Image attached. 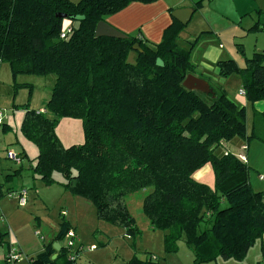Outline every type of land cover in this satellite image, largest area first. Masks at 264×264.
Here are the masks:
<instances>
[{
    "label": "trees",
    "instance_id": "1",
    "mask_svg": "<svg viewBox=\"0 0 264 264\" xmlns=\"http://www.w3.org/2000/svg\"><path fill=\"white\" fill-rule=\"evenodd\" d=\"M156 1L0 0V64L9 66L13 79L55 77L44 113L15 106L24 109L21 135L37 149L28 170L43 186L59 185L89 202L98 221L123 229L130 239L140 234L126 198L148 190L142 212L151 231L163 232L165 253H175L182 241L193 264L242 261L264 235V193L251 188L243 161L216 149L234 138L264 145V109L254 111L247 133L245 108L222 88L210 86L212 96L182 86L187 75L195 76L191 51L209 32L187 41L186 47L178 41L186 25L175 19L157 44L142 39L140 32L125 34V39L94 35L107 16L134 2ZM203 1L193 5L194 12ZM64 19L72 23L67 39L59 37ZM255 30L257 24L247 31ZM237 47L244 66L220 60L218 74L236 75L245 99L264 104V52L245 57ZM130 54L135 55L132 63ZM158 58L162 67L155 64ZM63 118L81 122L82 144L62 145L55 130ZM2 131H9L5 124ZM206 165L212 186L194 178ZM4 186L0 184V200L11 193ZM69 229L61 217L54 238L31 264H71L62 245ZM7 235L0 231V244ZM54 243L61 244L59 251ZM125 264L158 263L133 255Z\"/></svg>",
    "mask_w": 264,
    "mask_h": 264
},
{
    "label": "crops",
    "instance_id": "2",
    "mask_svg": "<svg viewBox=\"0 0 264 264\" xmlns=\"http://www.w3.org/2000/svg\"><path fill=\"white\" fill-rule=\"evenodd\" d=\"M69 1L76 3L80 0ZM198 1L200 0H158L150 4L134 2L121 11L107 16L105 22L123 34L134 35L137 32H140L139 34L142 39L149 43L157 44L162 39L163 30L172 22L173 18L171 17V12L180 8H190L193 10V5ZM253 9L254 11L264 13V1L204 0L202 7L196 12H192L190 20L179 35L178 39L179 42L186 46V42L192 40L190 38L193 36L195 37L199 32H209L208 35L202 37L195 44L191 51V62L196 71L195 76L205 80L208 84L210 80L215 83H220V85L222 83L220 88L226 92L227 97L238 107L245 108L247 133H249L251 129L254 111H263L264 104L262 102H256L254 104L249 103L244 95L239 93L240 90H242L240 79L236 75H232L228 78L220 77L216 64L220 60L233 59L239 67H243L244 60L237 51L238 49L236 45L241 46L243 52L248 50L247 46H249L250 51L252 52L253 50L256 52H264V26L263 28L258 26L261 21L264 22V16L256 17V23H258L257 27H259V30L248 32L247 30L252 28L255 24L252 26L248 24L245 26L242 24L244 16L248 15ZM68 22L69 21L67 20H63L62 23L64 25L65 23L68 24ZM250 37H252L253 40H249ZM49 78L50 82L45 83L49 90L46 93L47 100L49 99L50 88H52L55 81V77L52 75L44 79L47 80ZM223 80L224 82H221ZM21 85H25L26 88L21 87ZM28 86L31 90L32 85L31 83L29 84L25 76L17 75L15 79H13L9 66L6 63L0 64V108L5 109L7 112V118L3 124L9 129L8 132H5L7 134H2L3 124L0 125V184H3L6 176L12 175L15 171L20 169L19 175L13 177L4 187L5 189L10 190V194L19 193L21 190H26L27 192L26 203L24 206H19L17 202L18 208L14 209L10 203L8 204L6 202V199H16L8 195L0 202V220L2 224L5 223L8 227L6 230L8 232L6 237L8 242L7 248L3 251L0 250L4 264H6L5 255L11 246L18 248L22 252L25 257V264H31V260L43 250L44 244L51 240H47L44 237L45 239L40 242L38 239L35 240L32 238L33 235L37 236L36 233H38V231L41 233L40 227L45 223L44 217H35V212L44 208V206L49 207V204L52 203L55 195H59L68 200L66 196L67 192L62 190L59 185L45 187L39 181L34 180L28 170V160L37 156V149L21 135L19 129L24 116V110L15 107V105L20 106L19 103H15L18 98L16 95L18 88L21 90L25 89L28 91V94H32V90L31 93H29ZM240 98L242 100H240ZM31 106H33L30 107V109L33 108L32 110L43 113L45 112V107H34V101ZM7 110L13 111L11 116L12 120L10 119ZM18 110L21 111L18 112ZM16 113H18V118L15 117ZM60 123L61 120L58 122L56 128H58ZM13 131H16L17 133L12 135ZM68 134H70L69 129ZM71 140L72 138H69L67 141L63 140V142L70 144L73 142ZM227 146L232 154L244 158L243 162L249 168L248 180L253 191L264 193V145L256 140L247 144L240 138H234L229 142H222L216 150H221L222 152L219 154L222 155L225 151H229L225 149ZM243 147L245 148L243 149ZM254 149H257L256 153H254ZM7 150L16 153L20 158V162L14 163L7 159L5 153ZM235 150H237V152H235ZM259 152H261V154H259ZM210 170L211 168H209V165H206L194 174V178L199 182L205 183L204 181H206L207 185L212 186L213 178L209 179V173L212 172ZM261 176L263 177L262 179H260ZM55 178L61 180L57 175H55ZM73 204H75L73 205L75 210L69 211L67 209H62L59 211V218H68L71 228L74 229L76 243L82 248L78 253L76 264H82L80 258L85 248L83 244L79 242V231H77L76 225L77 215L80 214L79 212L83 208V205L79 202ZM2 224L1 226L3 227ZM24 230L25 232L30 231L32 236L30 235L29 238V235L26 233L25 238H20L19 235L20 233L24 234ZM97 232L91 233L92 239H95L97 243H90V246H95V249L93 250L87 249L90 253L96 251L98 248L105 250L110 244L109 237H107V241H97L95 237V233ZM53 238L54 236L52 239ZM59 245L61 246V244ZM62 245L64 246V243ZM144 250H147V256L141 257L140 255H136L140 260L150 259L158 264H193L192 252L182 241L177 242V252L174 254H167L164 252L163 236L158 254L152 253L150 252L151 250L149 251L148 249ZM132 256L124 259L121 264H125ZM95 257H97L96 254ZM152 257H154V259H151ZM100 261L99 258L98 260L91 258L88 264H103ZM19 262L17 261L13 264H18ZM204 264H264V235L248 250L242 261H235L232 259L224 261L222 259H217L214 262Z\"/></svg>",
    "mask_w": 264,
    "mask_h": 264
},
{
    "label": "rangeland",
    "instance_id": "3",
    "mask_svg": "<svg viewBox=\"0 0 264 264\" xmlns=\"http://www.w3.org/2000/svg\"><path fill=\"white\" fill-rule=\"evenodd\" d=\"M259 1H264V0H259ZM257 16L263 17L264 13L254 11V9L251 10L248 15L244 16L242 24L245 26H247V24L251 25V26L254 24H258V23H256V17ZM263 18H262V20H263ZM258 26L263 28L264 22L261 21L260 24H258ZM200 33L201 32H199L198 34H200ZM198 34H196V35H198ZM193 37L190 39L193 40L194 39ZM192 40H190V42ZM249 40H253L252 37H250ZM182 45H185V44H182ZM237 46L238 45H236V47ZM247 47H248V50H247L248 52L244 51L245 57H251L252 53H254L256 51L253 50V52H252V51H250L249 46H247ZM134 57H135L134 54H130L128 57V61L130 63H132L134 60ZM23 76H25V78H27L29 84L31 83L32 94H28V91H26L25 89L21 90L18 88L17 94H16L18 98H17V101L15 103H19L20 106L28 107V109H30V107H33V106H31V104L34 101V105H35L34 107H36V108L37 107H45L46 103L48 101L46 98V93H47V91H49L47 89L48 86H46L45 83L50 82L49 81L50 78L46 80L44 78H46L48 76H46V77H39V76H34V75H23ZM221 82H224V80ZM209 85L212 86L213 88H216V87L219 88V87H221L222 83L220 85V83H215V82L210 80ZM21 87H25V85L21 86ZM15 89H16V87H15ZM29 90H30V87H29ZM16 95H15V97H16ZM13 97H14V93H13ZM240 100H242V99L240 98ZM25 105H27V106H25ZM19 108L22 109V107H19ZM32 109H30V110H32ZM7 111L9 112L10 119L12 120L11 116L13 114V111H10V110H7ZM20 111L21 110H18V112H20ZM15 117L18 118V113L15 114ZM13 123H15V122H13ZM11 124H12V121H11ZM68 129H69L70 134H68ZM16 133H17L16 131H13L12 135H15ZM55 133H56L57 137L59 138V140L62 141V143L65 147H67L71 144L72 145H80L83 143L82 127H81V122L79 120L69 119V118L61 119V123L58 126V128H56ZM2 134H7V133L3 132ZM69 138H72L71 141H73V142H71L70 144H66L63 142V140L67 141V139H69ZM225 149L229 150V147L227 146ZM254 150H255L254 153H256L257 149H254ZM28 152H30V151H28ZM217 152L221 153L222 151L218 150ZM235 152H237V150H235ZM5 153H6V151H5ZM225 153H231V152L229 150V151H225ZM259 154H261V152H259ZM234 156L238 157L236 155H234ZM209 168H210V166H209ZM212 178H213V175L211 172V173H209V179H212ZM204 182L206 184V181H204ZM3 184L6 185L7 183L3 182ZM52 188H56V187H52ZM4 189H5V187H4ZM61 189H62V187H61ZM147 192H148V190L138 191L137 193H133V194L127 196V198H126L128 210L130 211V214L134 218L136 227H137L139 234H140L135 239H129L128 237H126V235L123 233V231H124L123 229L113 227V226L108 225L104 222L98 221L95 217V209L89 202H87L86 200L79 198V197L78 198L72 197L69 193H67V194L65 193L68 200H66L63 197H60L59 195H55L52 203L49 204V207L44 206V208H41L40 210L35 212L36 213L35 217L36 216L37 217H44V219H45V223H43L40 227V231L42 234L38 231V234H39L38 236H34V235L32 236L30 231L25 232V230H24V232H23L24 234L20 233L19 237L25 238L26 237L25 234L27 233L29 235V238L31 235L33 239H35V240L38 239L40 242L42 241V240H40V237L43 239L46 238L47 240L52 239V237L57 233L58 224H59L60 219H61V218H59V211L62 209H67L69 211L75 210L73 207V205H75V204H73V203L79 202L80 204L83 205V208L79 212L80 214L77 215L76 227H77V231H79V233H78V235H79L78 239L80 240L79 242L81 244H83V246L85 248V250L82 252V255L80 258V260L82 261V264H88V262H90L91 258H94L97 260L99 258L101 260L100 262H102L103 264H111V263L112 264H121V262L124 259H126L132 255H135V256L140 255L141 257L147 256L148 252H147V250H144V249H148L149 251L151 250L150 252L158 254L159 249L161 248L163 232L151 231L150 229H148L149 228L148 227V220L146 219V217L144 216V214L142 212V201H143V198ZM8 196H10V195H8ZM13 200H11V198L6 199V202L8 204L10 203L14 209L18 208L17 207V200H14V201ZM1 201H2V199L0 200V202ZM21 210H26V209H21ZM65 220L69 221L68 218H66ZM1 224H2V222L0 220V231L1 232L6 231L8 229L7 224H5V223L2 224L3 227L1 226ZM97 230H98V232H97ZM92 232H97V233H95V237H96L97 241H100V242H102L103 240L107 241V239H108L107 237H109L110 244L107 247V249L102 250V249L98 248L96 251H94L92 253L88 252L87 249H91V250L95 249V246H90V243L91 242L97 243L95 239H92V236H91ZM98 237H101V238H98ZM7 245H8V242H7V239L5 238L4 242L0 244V250L3 251L4 249H6ZM76 247H78V243H76ZM94 253L96 254L97 257H95ZM172 254H174V253H172ZM143 260H145V259H143ZM19 261H18L19 262L18 264H25L24 263L25 257H22ZM0 264H4L2 254H0Z\"/></svg>",
    "mask_w": 264,
    "mask_h": 264
},
{
    "label": "built area",
    "instance_id": "4",
    "mask_svg": "<svg viewBox=\"0 0 264 264\" xmlns=\"http://www.w3.org/2000/svg\"><path fill=\"white\" fill-rule=\"evenodd\" d=\"M66 21V19H64ZM69 21V20H67ZM72 32V24L69 21L68 24H64L62 23L61 26V31L59 34V37L61 39H67L68 36L71 34ZM241 95H244L243 90H240L239 92ZM38 113H43V112H38ZM7 118V112L5 109H1L0 108V125H2L4 123V121ZM222 143V142H221ZM220 143V144H221ZM245 147H243L244 149ZM226 154V153H225ZM6 158L9 159L10 161L14 162V163H19L20 162V158L19 156L14 153L13 151L7 150L6 151ZM237 158H239L241 161H244V158L242 156H238ZM263 177L261 176L260 179H262ZM12 197H14L19 206H24L26 203V198H27V192L26 190H21L19 193L16 194H8ZM37 236L39 235L38 233H36ZM40 240H43V238L40 237ZM64 246L67 249V259L71 264H76L77 261V257H78V253L82 250L81 247H76V235L74 233V230L69 229L66 236H65V242H64ZM23 256L22 252L16 248V247H10L7 254L5 255V262L7 264H13L17 261H19ZM151 259H154V257H152Z\"/></svg>",
    "mask_w": 264,
    "mask_h": 264
},
{
    "label": "water",
    "instance_id": "5",
    "mask_svg": "<svg viewBox=\"0 0 264 264\" xmlns=\"http://www.w3.org/2000/svg\"><path fill=\"white\" fill-rule=\"evenodd\" d=\"M192 12L193 10L190 8H180L172 11L171 17L177 20L182 25H186L191 18ZM94 35L95 37H108L115 39L126 38L125 34L109 26L105 21H101L96 25ZM134 49L139 50L138 45H135ZM155 64L158 67L163 66V62L159 58L156 59ZM182 86L189 91H197L205 95H212V96L214 95L212 88L205 80L191 74L186 76V78L182 82ZM53 248L55 251H59L60 245L58 243H54ZM55 257L56 255L54 254L52 256V259H54Z\"/></svg>",
    "mask_w": 264,
    "mask_h": 264
}]
</instances>
